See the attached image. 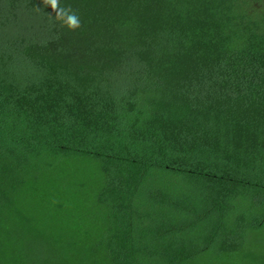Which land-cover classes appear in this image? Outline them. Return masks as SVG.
Listing matches in <instances>:
<instances>
[{"label":"trees","instance_id":"1","mask_svg":"<svg viewBox=\"0 0 264 264\" xmlns=\"http://www.w3.org/2000/svg\"><path fill=\"white\" fill-rule=\"evenodd\" d=\"M0 264H264V0H0Z\"/></svg>","mask_w":264,"mask_h":264},{"label":"clouds","instance_id":"2","mask_svg":"<svg viewBox=\"0 0 264 264\" xmlns=\"http://www.w3.org/2000/svg\"><path fill=\"white\" fill-rule=\"evenodd\" d=\"M69 26L72 28H76L79 26V20L76 16H70L68 17Z\"/></svg>","mask_w":264,"mask_h":264}]
</instances>
